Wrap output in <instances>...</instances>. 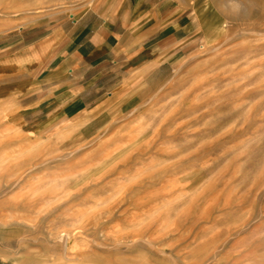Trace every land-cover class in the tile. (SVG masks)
Returning a JSON list of instances; mask_svg holds the SVG:
<instances>
[{
	"label": "rangeland",
	"instance_id": "374dc122",
	"mask_svg": "<svg viewBox=\"0 0 264 264\" xmlns=\"http://www.w3.org/2000/svg\"><path fill=\"white\" fill-rule=\"evenodd\" d=\"M100 1L0 0V48ZM177 2L167 82L101 125H25L0 80V264H264V0Z\"/></svg>",
	"mask_w": 264,
	"mask_h": 264
},
{
	"label": "crops",
	"instance_id": "0c3cea01",
	"mask_svg": "<svg viewBox=\"0 0 264 264\" xmlns=\"http://www.w3.org/2000/svg\"><path fill=\"white\" fill-rule=\"evenodd\" d=\"M101 0L78 15L21 30L0 48V80L25 125H101L162 87L169 58L194 27L183 2Z\"/></svg>",
	"mask_w": 264,
	"mask_h": 264
},
{
	"label": "bare ground",
	"instance_id": "6f19581e",
	"mask_svg": "<svg viewBox=\"0 0 264 264\" xmlns=\"http://www.w3.org/2000/svg\"><path fill=\"white\" fill-rule=\"evenodd\" d=\"M28 195H20L17 201L7 204L8 206L13 207V208L10 207L6 208L10 210V214L8 216L13 217V219L17 220L18 218H28L31 216L33 212H35V207L37 203H40V201H42L43 198H40L39 196L30 198ZM1 215L6 217V214H1Z\"/></svg>",
	"mask_w": 264,
	"mask_h": 264
}]
</instances>
